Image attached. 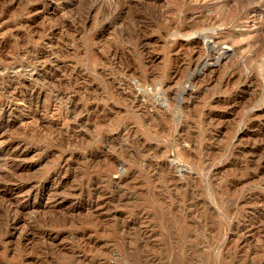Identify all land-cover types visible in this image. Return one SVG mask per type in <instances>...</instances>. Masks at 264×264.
<instances>
[{"label": "rangeland", "instance_id": "rangeland-1", "mask_svg": "<svg viewBox=\"0 0 264 264\" xmlns=\"http://www.w3.org/2000/svg\"><path fill=\"white\" fill-rule=\"evenodd\" d=\"M0 96V264H264V0H0Z\"/></svg>", "mask_w": 264, "mask_h": 264}, {"label": "bare ground", "instance_id": "bare-ground-1", "mask_svg": "<svg viewBox=\"0 0 264 264\" xmlns=\"http://www.w3.org/2000/svg\"><path fill=\"white\" fill-rule=\"evenodd\" d=\"M229 13H230V12H229ZM183 14H184V13H183ZM185 14H186V13H185ZM187 15H188V14H187ZM233 15H234V14H233ZM189 16H190V14H189ZM230 16H231V15H230ZM215 17H216V16H215ZM228 17H229V16H228ZM211 18H212V17H211ZM213 18H214V17H213ZM204 19H205V18H204ZM206 19H208V17H207ZM226 19H227V17H226ZM228 19H229V18H228ZM232 19H233V18H232ZM219 20H220V19H219ZM224 20H225V19H224ZM202 22H203V21H202ZM217 22H218V20H217ZM217 22H216V20H215L214 23H217ZM231 23H232V22H231ZM185 28H187V27L185 26L184 29H185ZM180 29H181V28H180ZM189 29H190V28H189ZM143 39H144V38H143ZM114 49H115V48H114ZM109 50H110V49H109ZM115 50H116V49H115ZM111 52H114V50L111 51ZM110 54H111V53H110ZM113 54H114V53H113ZM39 55H41V54H39ZM38 58H40V57H38ZM26 59H27V58H26ZM31 59H32V58H31ZM28 60H29V59H28ZM30 62H31V61H30ZM51 62H52V61H51ZM25 64H26V63H25ZM249 75H250V74H249ZM247 76H248V75H247ZM250 76H251V75H250ZM3 77H4V76H3ZM15 78H16V77H15ZM27 78H28V77H27ZM247 78H249V77H247ZM5 81H6V80H5ZM19 81H20V80H19ZM30 81H31V79H30ZM18 85H19V84H18ZM33 85H34V84H33ZM9 86H10V84H9ZM9 86H8V87H9ZM31 86H32V85H31ZM35 87H36V86H35ZM14 88H15V87H14ZM8 89H9V88H8ZM15 89H16V88H15ZM35 90H36V89H35ZM8 91H9V90H8ZM20 91H21V90H20ZM23 95H24V94H23ZM15 96H16V95H15ZM29 97H30V96H29ZM0 98H1V96H0ZM33 98H34V97H33ZM2 99H3V98H2ZM5 102H6V101H5ZM5 102H4V103H5ZM4 103H3V104H4ZM7 103H8V101H7ZM7 106H8V105H6V106L4 105L3 107H1V109L5 111V109L9 107V106H8V107H7ZM10 108H11V107H10ZM12 108H13V107H12ZM9 110H11V109H9ZM11 111H12V110H11ZM12 166H13V165H12ZM15 166H16V165H15ZM19 166H20V165H19ZM17 167H18V166H17ZM13 168H15V167L13 166ZM1 169H2V168H1ZM60 169H61V168H60ZM2 171H3V170H2ZM11 171H12V170H11ZM58 171H59V170H58ZM5 172H6V171H5ZM3 174H4V173H3ZM8 174H9V173H8ZM56 174H57V172H56ZM51 175H52V174H51ZM9 176H10V175H9ZM12 177H13V176H12ZM14 178H15V177H14ZM9 179H10V178H9ZM12 180H13V179H12ZM12 180H11V181H12ZM17 180H18V179H17ZM9 181H10V180H9ZM6 183H7V182H6ZM15 183H16V182H15ZM19 183H20V182H18L17 184H19ZM31 183H33V182H31ZM4 184H5V183H4ZM22 184H23V183H22ZM25 184H26V182H25ZM0 185H1V184H0ZM6 185H8V184H6ZM12 185H13V184H12ZM3 186H4V185H3ZM3 186H1V187H3ZM19 186H20V185H19ZM27 186H30V185L28 184ZM32 187H33V186H32ZM4 188H5V187H4ZM7 188L11 189L12 187H11V186H8ZM15 188H16V187H15ZM12 190H13V189H12ZM31 190H32V189H31ZM3 191H5V190H3ZM32 191H34V190H32ZM18 192H19V191H18ZM3 193H4V192H3ZM12 193H13V192H12ZM5 194H6V192H5ZM8 194H9V193H8ZM34 196H35V195H34ZM5 197H6V196H5ZM5 199H6V198H5ZM5 201H6V200H5ZM5 201L3 200V202H5ZM11 201H12V200H11ZM1 202H2V201H1ZM11 203H12V202H11ZM5 204H6V203H5ZM8 204H9V203H8ZM12 204H13V203H12ZM15 204H16V203H15ZM13 206H14V205H13ZM7 207H9V206H7ZM11 207H12V206H11ZM12 208H13V207H12ZM12 208H11V209H12ZM4 209H5V208H4ZM7 209H8V208H7ZM8 210H9V209H8ZM13 210H14V209H13ZM15 212H16V211H15ZM8 213H10V212H8ZM8 213H7V215H8ZM61 215H62V214H61ZM52 219H53V218H52ZM57 220H59V219H57ZM16 221H17V220H16ZM47 223H48V222H47ZM49 224H50V223H49Z\"/></svg>", "mask_w": 264, "mask_h": 264}]
</instances>
